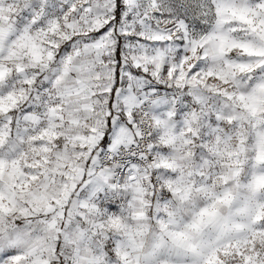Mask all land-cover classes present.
Instances as JSON below:
<instances>
[{"label":"snow or ice","instance_id":"snow-or-ice-1","mask_svg":"<svg viewBox=\"0 0 264 264\" xmlns=\"http://www.w3.org/2000/svg\"><path fill=\"white\" fill-rule=\"evenodd\" d=\"M0 264H264V0H0Z\"/></svg>","mask_w":264,"mask_h":264}]
</instances>
